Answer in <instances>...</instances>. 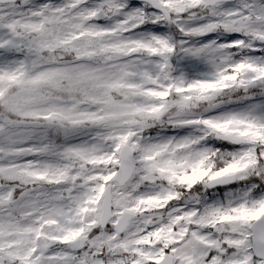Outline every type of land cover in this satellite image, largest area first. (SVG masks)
<instances>
[{"label": "snow or ice", "instance_id": "1", "mask_svg": "<svg viewBox=\"0 0 264 264\" xmlns=\"http://www.w3.org/2000/svg\"><path fill=\"white\" fill-rule=\"evenodd\" d=\"M0 264H264V0H0Z\"/></svg>", "mask_w": 264, "mask_h": 264}]
</instances>
